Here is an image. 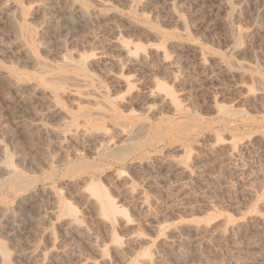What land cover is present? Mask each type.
I'll use <instances>...</instances> for the list:
<instances>
[{
    "label": "rangeland",
    "instance_id": "obj_1",
    "mask_svg": "<svg viewBox=\"0 0 264 264\" xmlns=\"http://www.w3.org/2000/svg\"><path fill=\"white\" fill-rule=\"evenodd\" d=\"M78 1L89 16L0 0V68L31 85L0 77V264H264V0ZM18 40L55 73L93 78L108 116L77 119L89 104L43 85ZM137 127L138 149L100 154L101 135Z\"/></svg>",
    "mask_w": 264,
    "mask_h": 264
},
{
    "label": "bare ground",
    "instance_id": "obj_2",
    "mask_svg": "<svg viewBox=\"0 0 264 264\" xmlns=\"http://www.w3.org/2000/svg\"><path fill=\"white\" fill-rule=\"evenodd\" d=\"M70 4L71 8L77 11L80 15L83 17H87L90 15V11L86 9L78 0H67ZM99 5H103L101 1H97ZM227 5L228 3L225 2ZM234 13H237L236 10L233 11ZM18 44L26 49V54L28 55V58L30 62L35 66L37 72L47 74L48 77L42 81V84L49 87L50 89H53L54 91H57L58 93H61L63 95L67 96H78L80 99H82L84 102L89 104V106H86L84 109H81L75 116L77 119H99L104 116H108L105 111H101L98 109L99 106H103L104 108L109 107V100L107 97V93L104 90V88L100 85H96L93 78H90L88 76H80V75H72V74H60L55 73L50 69L48 66L40 62L33 51L30 48H26V43L24 41L18 40ZM122 47L125 48V46L122 45ZM63 63L67 67H77L78 70L83 73L84 69L82 68L83 63L82 61H75L72 58H65L63 60ZM78 63V65L76 64ZM116 63H118L116 61ZM162 63H167L166 56H163ZM76 64V65H75ZM0 77L8 78L16 89L18 90H31V85L25 78H22L18 75H16L13 71L5 70L0 68ZM66 85L67 87H63ZM52 95V94H51ZM155 96L154 91H150L147 94V97L152 98ZM159 102L166 105H172V99L169 98L167 94H160L159 95ZM51 105L49 107L50 112L53 114V116H59L63 113L62 109L58 107V105L53 101L50 100ZM97 107V108H96ZM62 125L64 127H72L71 124L68 121H65ZM44 130H48L47 127L42 126ZM49 131V130H48ZM72 138H85V137H95L96 134L90 133L87 128H81L79 126H75L70 129ZM144 127H137L131 131H128L127 133H120L121 140L119 142H113L110 137L107 135H101L102 141L100 144V154L105 156H115L118 153H126L128 151L136 150L141 145V139L144 137ZM58 133V135L61 137L65 135V130H57L54 131ZM9 163V162H6ZM8 171V179L6 181V184H16L18 187L23 186V180L22 176L12 170ZM24 187V186H23ZM125 191L129 193L131 196H133L137 202L142 208L147 207V200L144 196H142V193L140 191H136L131 186H125ZM100 197V196H99ZM101 208L104 212L107 213H117V207L115 203L110 200L107 196H102L101 200ZM8 214V213H7ZM73 227L75 229H79V224H76L75 222L72 223ZM226 232H221V235H224ZM2 247L0 246V249ZM3 249V248H2ZM37 257H44L43 253L40 250H36ZM34 253V252H33ZM31 254L30 258L35 254ZM5 256H7V253H4Z\"/></svg>",
    "mask_w": 264,
    "mask_h": 264
}]
</instances>
